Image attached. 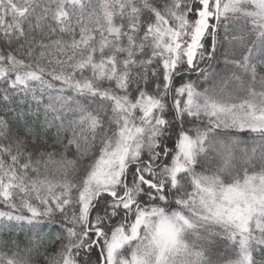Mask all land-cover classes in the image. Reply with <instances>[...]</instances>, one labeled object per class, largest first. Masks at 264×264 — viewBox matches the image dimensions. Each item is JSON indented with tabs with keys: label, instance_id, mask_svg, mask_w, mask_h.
I'll use <instances>...</instances> for the list:
<instances>
[{
	"label": "snow or ice",
	"instance_id": "1",
	"mask_svg": "<svg viewBox=\"0 0 264 264\" xmlns=\"http://www.w3.org/2000/svg\"><path fill=\"white\" fill-rule=\"evenodd\" d=\"M0 264H264V0H0Z\"/></svg>",
	"mask_w": 264,
	"mask_h": 264
},
{
	"label": "trees",
	"instance_id": "2",
	"mask_svg": "<svg viewBox=\"0 0 264 264\" xmlns=\"http://www.w3.org/2000/svg\"><path fill=\"white\" fill-rule=\"evenodd\" d=\"M244 138H247V136H245Z\"/></svg>",
	"mask_w": 264,
	"mask_h": 264
}]
</instances>
